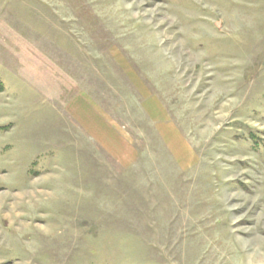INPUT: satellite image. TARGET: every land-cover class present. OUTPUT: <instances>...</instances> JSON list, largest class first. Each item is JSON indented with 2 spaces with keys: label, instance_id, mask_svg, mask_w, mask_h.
Returning <instances> with one entry per match:
<instances>
[{
  "label": "rangeland",
  "instance_id": "374dc122",
  "mask_svg": "<svg viewBox=\"0 0 264 264\" xmlns=\"http://www.w3.org/2000/svg\"><path fill=\"white\" fill-rule=\"evenodd\" d=\"M0 264H264V0H0Z\"/></svg>",
  "mask_w": 264,
  "mask_h": 264
}]
</instances>
